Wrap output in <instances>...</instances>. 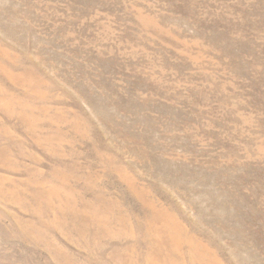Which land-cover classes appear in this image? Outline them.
<instances>
[{
	"label": "rangeland",
	"instance_id": "1",
	"mask_svg": "<svg viewBox=\"0 0 264 264\" xmlns=\"http://www.w3.org/2000/svg\"><path fill=\"white\" fill-rule=\"evenodd\" d=\"M0 264H264V0H0Z\"/></svg>",
	"mask_w": 264,
	"mask_h": 264
}]
</instances>
